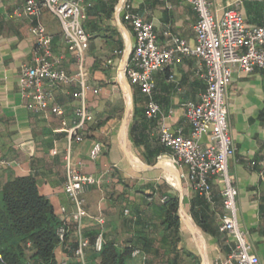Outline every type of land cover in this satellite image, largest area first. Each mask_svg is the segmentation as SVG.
I'll return each instance as SVG.
<instances>
[{
	"label": "crops",
	"instance_id": "obj_1",
	"mask_svg": "<svg viewBox=\"0 0 264 264\" xmlns=\"http://www.w3.org/2000/svg\"><path fill=\"white\" fill-rule=\"evenodd\" d=\"M25 1L0 0V189L10 179L32 176L41 195L52 203L55 214L62 218V208H66L69 214L73 210L64 192L68 138L62 121L72 124L79 104L74 98L78 85L53 87L54 98L44 113L30 108L31 100L22 93L19 78L22 66L32 64L35 53L36 39L32 29L40 23L52 37L51 52L56 58H62L58 69L74 75L78 68L67 51L59 20L46 10L39 18L27 15L23 9ZM79 1L86 10L84 27L90 37L86 54L89 81L93 88L100 90V95H87V104L95 120L86 131L85 141L72 145L73 160L82 174L102 177L107 173L104 184L90 187L85 192L89 214L83 225L85 236L93 240L97 232L93 218L102 215L106 220L104 234L109 241L118 248L133 247L139 251L138 256L132 257V264H168L174 255L171 249L173 238L171 230H166L164 225L161 196L178 194L181 232L178 250L186 249L198 258L199 264H224L235 245L228 235L219 232L223 185L213 178L211 199L207 200L192 188L188 180L180 178L179 183L175 172L180 174L170 161L172 154L169 150L157 160L168 157L169 162L157 165L145 162L147 148L153 150L160 146L161 121L147 118V100L124 74L135 46L133 30L123 21L121 7L124 3L130 4L134 12L152 24L162 49L170 48L173 37L182 38L189 46H194L193 28L197 15L184 0ZM211 3L218 19L222 18L224 10L232 8L243 15L248 25L262 24L264 0H211ZM153 79L155 100L165 115L164 125L174 133L187 135L185 106L188 102H198L207 88L204 63L194 57L176 54L173 64L156 72ZM121 87L127 105L114 142L112 124L120 111H112L107 116L103 107L112 102L115 91L120 92ZM135 95L143 119L147 121L144 126L142 118L137 119L140 127H145L142 130L144 143L138 148L131 140ZM131 100L132 116L130 111L127 113ZM226 103L235 149L228 170L238 190V225L246 232L264 264V176L260 167L264 155V70L251 75L235 72L227 88ZM58 107L64 111L62 117L55 114ZM94 142L103 145V153L96 162L89 159ZM201 142L210 144V137L204 136ZM131 146L143 161L133 155ZM141 164L164 168L142 171ZM128 167L134 176L127 172ZM139 173L154 175L137 178ZM158 174L165 182H160ZM65 224L70 230L66 245L75 246L77 241L69 215ZM146 240L150 241L148 246ZM56 255L60 262L72 263L64 245L57 249ZM185 260V264H193L191 259Z\"/></svg>",
	"mask_w": 264,
	"mask_h": 264
},
{
	"label": "built area",
	"instance_id": "obj_2",
	"mask_svg": "<svg viewBox=\"0 0 264 264\" xmlns=\"http://www.w3.org/2000/svg\"><path fill=\"white\" fill-rule=\"evenodd\" d=\"M184 1L197 15L193 28L196 43L191 47L184 39L173 37L168 49L158 45L151 23L134 12L130 4L122 5L123 21L132 28L135 36V46L124 74L147 100V118L160 119L162 122L159 125V140L171 152L170 161L179 171L180 178L188 180L192 188L207 200L211 199L213 178H217L223 185L219 232L228 235L235 245L232 255L224 264H262L246 232L238 225V190L228 170V162L234 156L235 149L230 134L226 93L235 72L251 75L264 70V10L262 24L252 26L246 23L239 11L232 8L224 10L222 18L218 19L213 12L211 0ZM23 9L27 15L35 18H39L46 10L59 20L67 51L78 68L74 75L58 69L62 58H56L51 52L52 37L40 23L32 29L36 39L35 53L32 64L22 66L19 78L22 93L31 100L30 108L37 113H44L54 98L53 87L73 83L78 85L74 98L79 104L74 111L72 124L62 121L68 138L64 158V192L73 210L69 214L66 208L61 209L62 226L57 234L65 250L70 251L66 245L70 230L65 224L69 215L77 241V247L73 250L74 258L80 264H88L87 250L92 249L95 254L102 252L106 220L102 215L93 218L97 225L96 235L93 240L85 236L83 225L89 214L84 195L88 188L104 184V175L107 173L102 177L80 173L72 153V145L85 141L86 131L95 120L87 104V95H100V90L90 85L86 67V54L90 46V37L84 27L86 10L79 0H26ZM176 54L197 58L205 65L206 91L198 102H188L185 106L189 127L187 135L174 133L164 125L165 115L155 100L153 75L170 67ZM55 114L62 117L64 111L58 107ZM207 135L210 144L203 145L201 140ZM102 153L103 145L94 142L89 159L96 162ZM260 167L264 176V155ZM166 201V198L161 200L163 204ZM138 255L139 251L135 250L132 256Z\"/></svg>",
	"mask_w": 264,
	"mask_h": 264
},
{
	"label": "trees",
	"instance_id": "obj_3",
	"mask_svg": "<svg viewBox=\"0 0 264 264\" xmlns=\"http://www.w3.org/2000/svg\"><path fill=\"white\" fill-rule=\"evenodd\" d=\"M134 125L131 129V140L136 148L143 145V119L138 100L134 98ZM142 118L144 126L138 124ZM168 150L160 143L156 149L147 148L145 162L155 165L158 157ZM156 193V192H155ZM164 195V194H163ZM166 198L162 209L165 214L164 225L172 234V258L168 264H185V259H191L193 264H199L198 258L192 256L186 249L178 250L181 243L179 197L178 194L161 196ZM194 215V214H193ZM196 217V216H195ZM196 219V218H195ZM62 226L60 218L55 214L52 203L39 192L34 177H18L10 179L0 189V264H63L57 258V249L62 245L58 238V229ZM104 245L100 254L90 250L88 264H132L133 247L118 248L104 234ZM150 244L146 240V246ZM77 247L66 250L70 264H80L73 255Z\"/></svg>",
	"mask_w": 264,
	"mask_h": 264
},
{
	"label": "rangeland",
	"instance_id": "obj_4",
	"mask_svg": "<svg viewBox=\"0 0 264 264\" xmlns=\"http://www.w3.org/2000/svg\"><path fill=\"white\" fill-rule=\"evenodd\" d=\"M118 84L120 85V81L119 79L117 80ZM110 100V99H109ZM112 102L110 104H105V106L103 107L105 109V113L107 114V116L112 112V111H120L119 114H118V117H116V119H114V123L112 124V133H113V138H114V142H116L115 140L117 139L116 136H117V132H118V129L119 127L121 126L122 122H123V119H124V115H125V112H126V105H127V101H126V95L121 87V91H115V97L111 99ZM118 143V141H117ZM119 144V143H118ZM120 146V145H118ZM131 150H132V153L133 155H136L138 157V159L141 161L142 158L139 156V154H137L135 148L133 146H131ZM123 157V156H121ZM123 161H124V158H123ZM163 162H169V158L168 157H165V158H161L159 159V161L157 162V164H161ZM156 164V165H157ZM129 169L127 170V172L129 174H132L134 176V172L130 170V167H128ZM153 174H150V175H147V174H143V173H139L137 174V178H147L148 176H153ZM159 175V180L160 182H165V180L163 178H161V175Z\"/></svg>",
	"mask_w": 264,
	"mask_h": 264
},
{
	"label": "water",
	"instance_id": "obj_5",
	"mask_svg": "<svg viewBox=\"0 0 264 264\" xmlns=\"http://www.w3.org/2000/svg\"><path fill=\"white\" fill-rule=\"evenodd\" d=\"M124 83H125V86H126L127 90L130 92V87H129L128 83L126 81ZM128 111L131 112V116H132V111H133V102H132V100H131V104L127 107V113H128ZM126 118H127V114H126ZM141 165H142V171H152L154 169L164 168L161 165H158V166H155V167H149V166H145L143 164H141ZM175 174H176L177 178L179 179V183L181 184L180 176L178 175L177 172H175ZM181 211H182V208H181Z\"/></svg>",
	"mask_w": 264,
	"mask_h": 264
},
{
	"label": "bare ground",
	"instance_id": "obj_6",
	"mask_svg": "<svg viewBox=\"0 0 264 264\" xmlns=\"http://www.w3.org/2000/svg\"><path fill=\"white\" fill-rule=\"evenodd\" d=\"M126 133V132H125ZM184 223H185V221H184ZM184 226H185V228H186V224H184Z\"/></svg>",
	"mask_w": 264,
	"mask_h": 264
}]
</instances>
